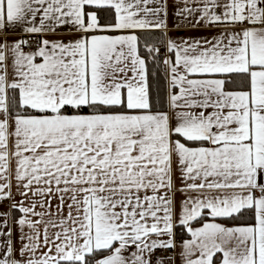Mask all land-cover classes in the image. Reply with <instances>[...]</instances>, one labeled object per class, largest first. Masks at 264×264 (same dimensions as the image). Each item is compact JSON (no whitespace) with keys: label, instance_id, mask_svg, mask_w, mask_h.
Listing matches in <instances>:
<instances>
[{"label":"snow or ice","instance_id":"snow-or-ice-1","mask_svg":"<svg viewBox=\"0 0 264 264\" xmlns=\"http://www.w3.org/2000/svg\"><path fill=\"white\" fill-rule=\"evenodd\" d=\"M0 264H264V0H0Z\"/></svg>","mask_w":264,"mask_h":264}]
</instances>
